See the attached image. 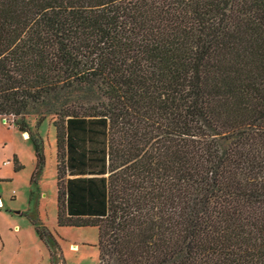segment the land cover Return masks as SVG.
Masks as SVG:
<instances>
[{"label": "trees", "instance_id": "trees-1", "mask_svg": "<svg viewBox=\"0 0 264 264\" xmlns=\"http://www.w3.org/2000/svg\"><path fill=\"white\" fill-rule=\"evenodd\" d=\"M51 102L98 264H264V0H0V116Z\"/></svg>", "mask_w": 264, "mask_h": 264}, {"label": "rangeland", "instance_id": "rangeland-1", "mask_svg": "<svg viewBox=\"0 0 264 264\" xmlns=\"http://www.w3.org/2000/svg\"><path fill=\"white\" fill-rule=\"evenodd\" d=\"M56 105H37L21 119L0 116V264L99 263L97 227L56 223ZM17 122L32 136L24 137ZM34 139L44 155L39 171ZM14 159L20 165L15 171ZM32 221L52 237L42 241Z\"/></svg>", "mask_w": 264, "mask_h": 264}, {"label": "built area", "instance_id": "built-area-1", "mask_svg": "<svg viewBox=\"0 0 264 264\" xmlns=\"http://www.w3.org/2000/svg\"><path fill=\"white\" fill-rule=\"evenodd\" d=\"M4 163L5 164H9V163H11V161L10 160H6Z\"/></svg>", "mask_w": 264, "mask_h": 264}, {"label": "water", "instance_id": "water-1", "mask_svg": "<svg viewBox=\"0 0 264 264\" xmlns=\"http://www.w3.org/2000/svg\"><path fill=\"white\" fill-rule=\"evenodd\" d=\"M24 135H27L28 133L27 132H23Z\"/></svg>", "mask_w": 264, "mask_h": 264}, {"label": "bare ground", "instance_id": "bare-ground-1", "mask_svg": "<svg viewBox=\"0 0 264 264\" xmlns=\"http://www.w3.org/2000/svg\"><path fill=\"white\" fill-rule=\"evenodd\" d=\"M28 136V134L27 135H25L24 137H27Z\"/></svg>", "mask_w": 264, "mask_h": 264}, {"label": "crops", "instance_id": "crops-1", "mask_svg": "<svg viewBox=\"0 0 264 264\" xmlns=\"http://www.w3.org/2000/svg\"><path fill=\"white\" fill-rule=\"evenodd\" d=\"M7 165H9V164H7ZM15 171V170H14Z\"/></svg>", "mask_w": 264, "mask_h": 264}]
</instances>
